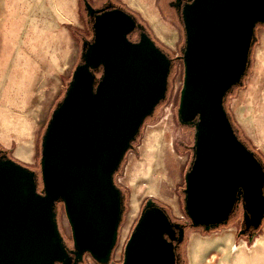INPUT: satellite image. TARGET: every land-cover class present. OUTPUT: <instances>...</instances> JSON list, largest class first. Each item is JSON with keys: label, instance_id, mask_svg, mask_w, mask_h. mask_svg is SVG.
Instances as JSON below:
<instances>
[{"label": "water", "instance_id": "95a60500", "mask_svg": "<svg viewBox=\"0 0 264 264\" xmlns=\"http://www.w3.org/2000/svg\"><path fill=\"white\" fill-rule=\"evenodd\" d=\"M83 5L91 37L82 39L80 61L41 136L39 171L0 149V264H80L87 254L110 263L125 209L115 174L166 97L174 58L136 15L112 2ZM174 6L183 33L177 119L194 128L182 188L189 222L174 221L148 197L119 264H180L185 228L225 224L239 202V235L251 242L264 220L263 164L238 137L225 106L250 68L264 0H174ZM57 202L71 246L59 230Z\"/></svg>", "mask_w": 264, "mask_h": 264}, {"label": "rangeland", "instance_id": "374dc122", "mask_svg": "<svg viewBox=\"0 0 264 264\" xmlns=\"http://www.w3.org/2000/svg\"><path fill=\"white\" fill-rule=\"evenodd\" d=\"M89 1L97 4L102 0ZM110 1L126 5L174 58L165 99L145 119L133 148L126 153L115 174L126 196L118 241L109 263L119 264L124 244L148 197L167 206L174 221L189 222L183 209L182 188L192 156L194 128L180 124L177 119L183 64L176 57L180 55L183 33L174 9L167 5V0H149L143 12L128 6L127 0ZM5 3L7 6L12 3L14 11L7 14L8 8L0 4V133H3L0 148L8 149L14 159L39 171L41 136L74 66L80 61L82 39L91 37L90 23L81 0H6ZM9 10L12 11L11 7ZM261 26L255 27L258 41L252 47L253 61L262 39ZM252 72L250 67L242 85L228 92L225 106L244 137L264 156V149L239 124L231 107L234 98L251 86L248 83ZM259 91L264 89L254 90ZM260 130L264 131V122ZM55 210L64 242L71 246V229L61 202L56 203ZM242 219L239 202L225 224L209 231L187 226L181 245L184 264H264V220L250 242L246 234H238ZM80 264L99 263L87 254Z\"/></svg>", "mask_w": 264, "mask_h": 264}, {"label": "crops", "instance_id": "0c3cea01", "mask_svg": "<svg viewBox=\"0 0 264 264\" xmlns=\"http://www.w3.org/2000/svg\"><path fill=\"white\" fill-rule=\"evenodd\" d=\"M127 5L131 7H137L140 11L143 12V8L148 7L147 2L149 0H127ZM6 0H1V6L8 8L7 14H13L14 6L6 5ZM11 7V10H9ZM260 28H264L261 26ZM162 33V31H161ZM262 33V39L255 49V58L253 61V54L250 63L251 69L253 68L252 76L250 82L248 83L251 86H248L247 89L241 91V93L236 96L232 102V109L236 120L241 124L246 132L256 140L255 142L264 149V131L261 132L262 122H264V91L254 92L255 88L264 89V30ZM157 37L161 36L156 34ZM258 41V32L256 33V40L253 46ZM170 44V43H169ZM171 46V45H169ZM254 48L252 49L253 53ZM252 83V84H250ZM250 88V89H249ZM252 90V91H251ZM8 148V147H7ZM28 158H31V153L28 154Z\"/></svg>", "mask_w": 264, "mask_h": 264}, {"label": "trees", "instance_id": "16d2710c", "mask_svg": "<svg viewBox=\"0 0 264 264\" xmlns=\"http://www.w3.org/2000/svg\"><path fill=\"white\" fill-rule=\"evenodd\" d=\"M120 6H122L123 8H125L126 10H128V11H130L131 13H133L130 9H128V7L126 6V5H124V4H119ZM134 14V13H133ZM135 15V14H134ZM146 30L148 31V33L151 35V37L155 40V42H156V44L157 45H159L162 49H165L153 36H152V34H151V32L149 31V29H147L146 28ZM226 109H227V107H226ZM227 112H228V115H229V117H230V121H231V123H232V125H233V127H234V129H235V131H236V133H237V135H238V137L248 146V148H250L254 153H255V155H256V157L261 161V163L263 164V167H264V156L262 155V153L260 152V151H258V150H256L250 143H249V141L244 137V135L242 134V132H241V129H240V127L236 124V122H235V120L233 119V117H232V114L230 113V111L227 109ZM0 149H3V150H5L6 152H7V154L9 155V156H11V154H10V151L8 150V149H6V148H4V147H1ZM12 157V156H11ZM124 196H125V193H124ZM125 198H126V196L124 197V204H125ZM160 206H162L164 209H166V211H167V213L171 216V214H170V211H169V209H168V207L167 206H165L164 204H162V203H160V202H158V201H156ZM171 218H172V216H171ZM173 219V218H172ZM184 243V241L182 242V244ZM181 244V245H182ZM177 254H178V261H179V263L180 264H184V257H183V254H182V248H181V246H179L178 247V249H177Z\"/></svg>", "mask_w": 264, "mask_h": 264}, {"label": "flooded vegetation", "instance_id": "af4514ba", "mask_svg": "<svg viewBox=\"0 0 264 264\" xmlns=\"http://www.w3.org/2000/svg\"><path fill=\"white\" fill-rule=\"evenodd\" d=\"M81 1H82V4H83V0H81ZM88 1H89V0H88ZM89 2H90L91 5L94 6V7H101V6H103L104 4H106V3H108V2H112V1H110V0H102V1H100V3H97V4H94V3H92L91 1H89ZM112 3H113V2H112ZM166 3H167V5H170V6L174 9L175 14L177 15V13H176V8H175V6H174V0H167ZM114 4H115V3H114ZM83 8H84V5H83ZM85 13H86V12H85ZM136 17H137V16H136ZM86 18H87V21L90 23V18L87 17V16H86ZM137 20H138V22L142 23V24L146 27L145 23H144L142 20H140L138 17H137ZM138 31H139V30H136V31L133 33V35L135 36L134 38L137 37V35H138ZM133 35H132V37H133ZM134 38H132V39H134ZM164 51H165L170 57H172V56L170 55V52H169L168 50L164 49Z\"/></svg>", "mask_w": 264, "mask_h": 264}, {"label": "bare ground", "instance_id": "6f19581e", "mask_svg": "<svg viewBox=\"0 0 264 264\" xmlns=\"http://www.w3.org/2000/svg\"><path fill=\"white\" fill-rule=\"evenodd\" d=\"M166 27V26H165ZM0 134H3V133H0ZM1 136V135H0ZM140 176V175H139ZM235 254V253H234Z\"/></svg>", "mask_w": 264, "mask_h": 264}]
</instances>
